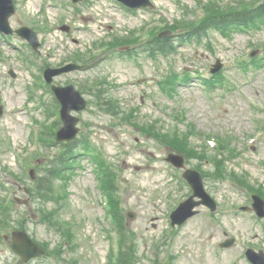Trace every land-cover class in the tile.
Here are the masks:
<instances>
[{"label": "rangeland", "instance_id": "374dc122", "mask_svg": "<svg viewBox=\"0 0 264 264\" xmlns=\"http://www.w3.org/2000/svg\"><path fill=\"white\" fill-rule=\"evenodd\" d=\"M151 1L154 8L132 13L115 0H15L11 26L34 29L42 45L38 54L18 35H0V264H22L11 237L4 239L20 223L48 248L29 264H117L124 236L137 264H251L245 251L264 250V217L251 207L252 194L264 192V22L224 36L214 30L201 40L175 36L170 56L152 58L136 49L131 57L117 54L126 51L117 40L146 41L176 20L186 28L214 10L252 2ZM252 52L259 63H252ZM74 56L86 67L54 83L80 91L83 86L87 109L75 113L77 140L88 139L95 153L77 159L65 179L55 180L53 199L43 200L35 183L64 148L41 137L43 129L61 123L60 104L43 71ZM217 61L223 84L206 89L202 79L212 75ZM184 74L192 77L184 80ZM103 95H109L113 112L101 109ZM175 138L187 142L186 152L172 146ZM178 150L188 158L187 167L205 174L218 209L201 207L199 215L172 228V210L191 194L183 171L165 160ZM97 156L107 167L97 166ZM104 170L116 174L114 193L99 182ZM108 196L124 223L107 216ZM128 213L135 217L127 225ZM52 222L65 225L71 237ZM230 240L231 246H221Z\"/></svg>", "mask_w": 264, "mask_h": 264}, {"label": "trees", "instance_id": "16d2710c", "mask_svg": "<svg viewBox=\"0 0 264 264\" xmlns=\"http://www.w3.org/2000/svg\"><path fill=\"white\" fill-rule=\"evenodd\" d=\"M263 19L264 0H252L251 4H244L238 9L217 10V12H214L209 17H206L203 22L200 21L199 23H197L198 25L192 24L191 26L186 27L187 29H183L181 23H176V25L173 26L172 29L177 31L181 30V36L185 39L193 36H199V32L201 33L203 28L217 27L225 33L229 32L232 27H237L239 30L247 31L249 28L255 26L256 24L259 25L260 23H262ZM152 36L153 37L151 39H149L146 43L140 46L141 49L148 51L150 56L154 57L158 54L166 55L167 53H170V51L174 50L175 47L173 43H171L170 38H160L156 34H153ZM174 76L175 77H172V81H176L178 78L176 73H174ZM216 78L217 77H214V79ZM214 79L211 81L206 80L205 83L210 86H215L217 84L222 85L223 79L221 77L217 78L216 80ZM107 96L108 98H110L109 95ZM108 98L104 95L101 96V106L106 111L113 112L114 106H112V101H110ZM55 127L56 124L51 129L44 130L41 134V137L44 136L45 138L49 139L50 142L53 143L52 139L54 137ZM186 143L187 142L185 140L175 138L172 142V146L177 147L183 152H186ZM63 147L64 148L62 150L63 152L61 153V155L48 164V173L46 175H41L36 183V195L37 197L43 200L53 199L55 193V180L65 179L67 177V173H69L73 169L77 159H79L84 154L92 153V151L94 150L93 146L88 141V139H82L73 145L68 143L66 145H63ZM205 156H207V154H205ZM96 159L99 162L98 156ZM103 165L104 163L100 161L99 166L102 167ZM111 174L108 171L105 172L103 185L107 190L114 193L111 187V180H113V175ZM258 194L262 195L264 194V192H258ZM110 207L112 212L114 213L115 223L117 225H119L120 223H124V217H120V211H117L115 201H110ZM58 223L59 222H52V225L62 227V225ZM16 226L22 230H26V226L23 223L16 225L14 224L12 228H16ZM70 231V229H66L63 226L62 232L68 238L71 237ZM123 231L127 232V229L123 228ZM116 262L117 264H137V252L135 251L133 244L126 242L125 236L120 241V251L119 255L116 257Z\"/></svg>", "mask_w": 264, "mask_h": 264}, {"label": "water", "instance_id": "95a60500", "mask_svg": "<svg viewBox=\"0 0 264 264\" xmlns=\"http://www.w3.org/2000/svg\"><path fill=\"white\" fill-rule=\"evenodd\" d=\"M79 1V0H74ZM120 2L128 5L132 8H140L152 5L150 0H119ZM15 13V6L13 0H0V30L6 34L12 33V29L9 24V18ZM17 33L28 39L32 43L34 48H37L39 43L37 42L36 34L29 28H21L17 30ZM75 65L68 66L63 69H47L45 71V76L49 82L52 81L53 76L61 74L65 71L77 69ZM58 99L62 104L61 108V118L63 121V126L57 132V142L61 141H71L77 137L79 128L77 124L79 118L72 116V110H82L86 107V102L82 97L81 93L75 90L73 86L68 87H53ZM167 160L172 163L177 168L184 167V158L179 155L170 154ZM184 178L189 182L193 189V195L181 203L180 206L172 213V225H182L186 220L198 213L195 210L196 207L200 205H206L211 208L212 211L216 209V203L207 193L204 187L203 179L201 175L194 170H186L184 173ZM196 198H200L197 201ZM22 202V200H18ZM26 203V202H25ZM257 214L264 217V200L258 196H254L253 204ZM232 242H228L225 246L230 245ZM13 250L21 256L22 262H28L29 260L42 256L45 251L37 245L32 239L22 231L13 232ZM249 259L254 264H264V253H255L254 251H249Z\"/></svg>", "mask_w": 264, "mask_h": 264}]
</instances>
